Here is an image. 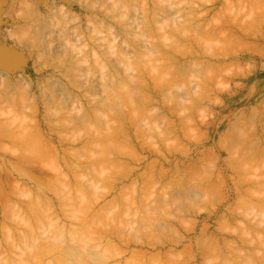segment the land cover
I'll return each instance as SVG.
<instances>
[{
    "label": "clouds",
    "instance_id": "obj_1",
    "mask_svg": "<svg viewBox=\"0 0 264 264\" xmlns=\"http://www.w3.org/2000/svg\"><path fill=\"white\" fill-rule=\"evenodd\" d=\"M0 264H264V0H0Z\"/></svg>",
    "mask_w": 264,
    "mask_h": 264
},
{
    "label": "water",
    "instance_id": "obj_2",
    "mask_svg": "<svg viewBox=\"0 0 264 264\" xmlns=\"http://www.w3.org/2000/svg\"><path fill=\"white\" fill-rule=\"evenodd\" d=\"M8 56L9 58H11V53H5L3 50H0V59L5 58V56Z\"/></svg>",
    "mask_w": 264,
    "mask_h": 264
}]
</instances>
